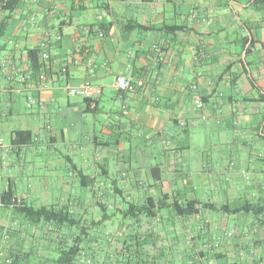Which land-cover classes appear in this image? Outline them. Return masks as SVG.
Returning <instances> with one entry per match:
<instances>
[{
    "label": "crops",
    "instance_id": "1",
    "mask_svg": "<svg viewBox=\"0 0 264 264\" xmlns=\"http://www.w3.org/2000/svg\"><path fill=\"white\" fill-rule=\"evenodd\" d=\"M6 1L0 0V62L8 65L7 72L0 73V167L2 160L8 163L0 170V193L11 186L20 199L39 206L70 200L82 221L106 220L102 225L115 219L92 211L76 194L85 190L101 203L110 200L114 209L167 196L160 219L141 216L119 222L130 251L136 236L142 235L135 245L139 253L129 252L134 260L166 264L167 257L184 255L188 229L197 233L202 228L194 220L188 227L168 207L196 197L190 196L197 190L190 180L203 171L200 201L232 209L251 202L259 214L223 213L214 221L206 212L210 210H204L202 217L214 236L198 232L195 249L234 222V236L218 250V264H264V11L256 8L264 0H20L5 10ZM133 24L145 29L131 28ZM35 48L47 51L50 60L45 62V78L31 81L25 90L21 79L31 75L27 53ZM120 75L132 79L133 92L120 94ZM85 80L101 89L91 101L62 90L66 83ZM192 84L197 90H189ZM27 96L43 101L44 107L28 109ZM20 98L30 122L17 110ZM196 100L203 103L200 110H195ZM86 127L85 142L73 143L57 162L66 174L56 189L71 192L70 199L50 200L54 184L47 177L36 183L32 174H14L28 164L55 171L54 157L46 158L47 165L37 164L40 147H56L67 141V132ZM18 129L35 135V142L19 153L11 146ZM43 131L45 138L39 136ZM200 131L223 136L198 141L203 142V170L191 164L197 142L192 137ZM83 176L95 183L83 188ZM245 176L254 189L252 200L239 187ZM20 178L26 190H21ZM39 193L46 196L41 199ZM221 193L225 202L217 204L215 196ZM7 210L13 222L10 229L0 222L6 240H1V251L35 254L37 236L43 235L40 226L20 225L13 210ZM176 239L180 246L172 245ZM162 249L166 256L162 254L161 261ZM147 256L156 258L150 262Z\"/></svg>",
    "mask_w": 264,
    "mask_h": 264
},
{
    "label": "trees",
    "instance_id": "2",
    "mask_svg": "<svg viewBox=\"0 0 264 264\" xmlns=\"http://www.w3.org/2000/svg\"><path fill=\"white\" fill-rule=\"evenodd\" d=\"M19 1L20 0H8L3 3L2 7L5 10H12L15 8ZM256 6L258 10L264 11L263 3H257ZM131 28L145 29L139 24H133ZM248 41L249 39H247V42ZM27 61L29 70L31 71V77L35 80V82H39L46 66L45 62L41 60V50L36 48L30 49L27 53ZM85 100L91 101L92 99ZM34 142L35 135L31 130L18 129L12 133L11 146L13 149L17 150L18 153L23 148L30 147ZM82 180L86 181V183H84L83 185V188H88L95 183L94 178H87L83 176ZM114 195L118 196L117 193ZM167 199V196H164L156 201L155 198L149 197L143 204L129 203L123 209H114L112 215L116 216L117 214H120L122 218H132L133 220H137L141 216L150 218L152 220H156L157 218L160 219V213L167 208L165 203ZM97 203L98 205H100V208L107 217L112 216H109V210L107 209V206L110 205V200H105V203H101L100 201H98ZM0 207L5 209H12L14 214L22 217L25 222H27V224L40 226V228L43 229L47 227V231L43 232L42 237L39 236L42 243L38 242L39 245H37L36 247V253L38 252V254L33 255V258L37 256V259H40V264H92V262L85 261V257H87L88 252L93 251L94 253L99 252L98 250H101L100 246H96L92 243L91 231L94 228L102 225L106 220H101L97 223L94 221H82L81 218L77 216V212L70 200L66 203L58 205L34 206L24 201L23 199H20L15 193L14 189L9 186L5 191L0 193ZM168 208H172L178 217L188 223L190 219H193L197 223L199 221L202 225V228L201 230L199 229L198 232L201 235H203L204 231L205 233L210 232V223L206 222L207 220L202 217V212H204V210H210L214 212L220 211L227 215L242 214L247 216H257L259 214L256 209L257 206L251 202H246L240 207L232 209L228 205L219 207L216 204L210 202H202L196 197L188 199L183 203L176 202L175 205H169ZM118 232V236L123 238L124 240L122 243V250L116 252L120 253L123 256V260L122 262L116 261V264H142V262H140L139 260H134V257H132V255H137V253H139V250L137 248L135 249V245L138 244V239H140L142 235L138 234V236H136L135 240L137 241L135 245L133 244L134 251H130V241L125 238V230L121 228ZM192 232H194V229H192ZM198 232L193 233L192 242L187 241L186 235L184 240L185 243L182 244L183 246H185V250L183 251L184 255L179 259L184 260V264H209L210 260L214 261L213 264H218V261H220L221 259V255L218 253V250L220 248L214 250L208 245H211L222 231H219L211 241H206L205 244L199 246L200 248L197 247L195 249V241L199 236H197ZM230 232L234 234L233 231ZM227 240L230 239H225L223 242L225 243ZM110 241L111 243L115 242L113 239H111ZM173 242L177 243L176 246H180L181 242L178 239L173 240L172 243ZM166 246L167 248L169 247L168 245ZM189 247H191V251L189 253H186L187 250H189ZM193 248L195 250L199 249V252L197 253ZM150 249L154 253L155 248L150 247ZM129 252H132V255ZM40 253L41 255L39 256ZM32 254L33 252L27 254L23 253L22 251H19L17 254L11 253V255H5L4 259L0 258V264H6L5 259H8L10 261L9 264L38 263L36 259H34L33 263L31 262ZM42 254H44V256ZM162 254L166 256V253L165 251H163V249L160 255L161 261L164 259L162 257ZM188 256H190V260L186 261ZM147 258L150 262H152L155 260L156 256H147ZM166 259V264H175L174 260L178 258L172 259L167 257Z\"/></svg>",
    "mask_w": 264,
    "mask_h": 264
},
{
    "label": "rangeland",
    "instance_id": "3",
    "mask_svg": "<svg viewBox=\"0 0 264 264\" xmlns=\"http://www.w3.org/2000/svg\"><path fill=\"white\" fill-rule=\"evenodd\" d=\"M18 105H19L17 107L18 112L22 115L23 118H25L27 121L30 122L31 119L29 118V116H28V114L24 108V98H20V103ZM85 132L86 133L88 132L87 127L86 128H80L78 130H75V131H72L69 133L67 132V141L66 142L60 141L56 147H52L51 149H49L50 147H48L47 145H42L40 147V149L42 151V155L39 158L40 161L37 162V164L38 165H47V163L44 161L48 160V159H46V158H48V156H49V158L54 157V159H55L54 163L57 164V162H59V160L61 158L60 156L61 155H67L69 150L72 149L73 143L85 142V139H86ZM207 133L208 132H206V131L205 132L200 131V132L195 133L194 137H192L193 139H195L197 141L194 148H193L192 157H191V164H192V166H194L195 169L199 165L201 166V164H202V157L199 153V148H201V144L203 142H201V144L199 145L198 141L199 140L203 141L206 136L208 138H212L213 140H219V138L223 137L222 135L216 134L214 136L211 133H208V134ZM46 134L47 133L45 131H43L42 133H39V136L41 138H45ZM231 134H232V132H231ZM85 146H87V148L91 147V145H89L88 143H84V147ZM214 157H215V154H213V159H215ZM7 163H8L7 161L2 160V166L6 167ZM2 166L0 167V170H2ZM56 168L57 169L55 171H46L44 167L35 168L32 166V164H28V165H25L24 167L22 166L19 169V171L14 170V174L17 175V173H18L20 176L21 175L23 176V174L25 176H29L30 174H32L33 175L32 181H35L36 183H40L41 181L44 180L43 177H47V179L52 183V185L54 184V187L52 189L53 191L48 195L50 200L53 201L55 198H61L63 200L64 198H68V197L70 199L69 193H71V192L68 191V193H65L64 190L62 191V190L56 189V186L60 183L61 178L66 174L65 170L61 169V167L58 166V164H57ZM200 170H203L202 166L200 167ZM185 173H188V172L185 171ZM198 173H200V174L196 175L192 180H190L192 183V186H194L197 189L196 193L195 194L192 193L190 196L191 197L196 196L197 198H200L202 196V191H201V188L198 186V184H199L198 181L200 179H202L204 173H203V171L198 172ZM248 180H249V177H246V176L243 177V179L239 181V187H240V190L242 191V193L244 194V197L245 198L249 197L250 200H252L253 199L252 196L254 195L253 194L254 189L251 188L250 185H248ZM184 181H186V178H184ZM19 182H20V186H22L21 190H26L27 188H26V185L24 183V180L22 178H20ZM77 190H81V189L79 188ZM84 191L82 194H79V193L76 194V197H81V198L83 197L84 201H82V202L85 203V206H87V207L90 206V209L92 211L96 208L97 212L99 214H104V212L102 211V209L98 205H96V206L94 205V203H97L98 201H100L99 198L97 196H93V194L85 193ZM38 196H39V198L43 199L44 196H46V195H45V193H39ZM215 200H216L217 204L218 203L222 204L223 202H225V195L223 193L217 194L215 196ZM33 204L35 206H39L38 203H33ZM109 207H110V210H109L108 214L111 215L114 212V208L116 207V205L112 202V203H110ZM90 209H89V211H91ZM206 212L208 215H210V216L212 215L214 217V219H213L214 221L215 220L219 221V219L222 218V215H224L220 211H218V212L206 211ZM250 217H252V215H250ZM111 218L115 219L112 224L100 225L91 231L92 243L96 246H100L101 250H98L99 252H94V253H93V251L88 252L87 257H85V261L92 262V264H116V261L122 262L123 256L120 253L116 252V251L122 250V246H123L122 243H123L124 239L118 236L119 235L118 231L121 229V225H119V222L122 221V216L120 214H117L115 216V218L113 216H111ZM0 222H1L2 226H6L9 229H10L9 226H11V224L13 222L12 214L7 209L1 208V207H0ZM22 223H27V222H25V220L22 217H19L18 224L21 225ZM26 227H27V224H26ZM223 228L224 229H222V230L224 232H230L231 230H233V228H235L234 222L230 225V227L224 226ZM20 229L27 230V228H25V226H21ZM41 231L46 232L47 227L44 229L41 228ZM209 234H211V236H214V229L213 228L210 229ZM39 236H40V234H39ZM37 238H38L37 241L40 240V238L38 236H37ZM111 239H113L115 242L111 243V241H110ZM1 240H4L6 242L5 237H3L2 228L0 227V245H2ZM38 242L42 243L41 241H38ZM94 251H97V250H94ZM1 253L3 255H5L3 252H1V249H0V254ZM37 254H38V252L37 253L35 252V255H37ZM33 255H34V252L31 256V262L33 263L34 259H36V261L39 263L40 259H37V256L35 258H33ZM174 262H175V264H184V260H181L179 258L175 259ZM38 263H33V264H38Z\"/></svg>",
    "mask_w": 264,
    "mask_h": 264
},
{
    "label": "built area",
    "instance_id": "4",
    "mask_svg": "<svg viewBox=\"0 0 264 264\" xmlns=\"http://www.w3.org/2000/svg\"><path fill=\"white\" fill-rule=\"evenodd\" d=\"M101 36H104V34L102 33ZM41 60L43 62H46V63L50 60V56H49V53L47 51L41 52ZM7 70H8V65H7L6 61H1L0 62V73H6ZM62 71L65 72L66 69L63 68ZM44 78H45V76L43 77V75H42L40 77V80H43ZM33 80L34 79L31 77V75L28 77H25V76L22 77L21 81L24 84L25 90H28L30 88L29 85H30L31 81H33ZM116 88L120 92L121 95L133 92L134 91L133 81L130 77H128L126 75H120L117 77V80H116ZM62 90L68 96H80V97H83L85 99H94L101 93L100 87L93 85V83L90 80H85V81H82L78 84L66 83L62 87ZM189 90L195 91V90H197V86L195 84H192L189 86ZM35 104H38L41 108L44 107L43 101H37L33 96H27L26 107L28 109H31ZM202 106H203V103L201 100L195 101V110H200L202 108ZM122 113H123V115H127V113H128L127 108H124ZM192 220L193 219L189 220V224H187L188 227L192 223ZM186 235H187V237H186L187 241L192 242V240H193L192 229L190 230V228H189ZM233 236H234V234L232 232H221L216 237V239L212 242V244L208 245V246L213 248L214 250L219 249L220 246L224 243L223 241L225 239H231ZM172 244H174L173 246L177 245L176 242H173ZM195 251L198 253L199 249H197ZM0 256H1L0 258H2V259H4V257H5V255H3L2 253L0 254ZM5 262H6V264L10 263V261L8 259H5ZM213 263H214V261L210 260L209 264H213Z\"/></svg>",
    "mask_w": 264,
    "mask_h": 264
}]
</instances>
